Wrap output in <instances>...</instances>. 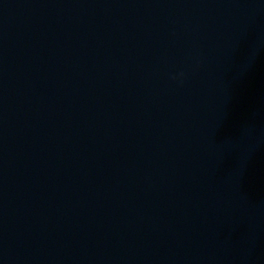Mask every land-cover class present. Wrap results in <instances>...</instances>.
Listing matches in <instances>:
<instances>
[{"label": "water", "instance_id": "95a60500", "mask_svg": "<svg viewBox=\"0 0 264 264\" xmlns=\"http://www.w3.org/2000/svg\"><path fill=\"white\" fill-rule=\"evenodd\" d=\"M0 264H264V0H0Z\"/></svg>", "mask_w": 264, "mask_h": 264}]
</instances>
